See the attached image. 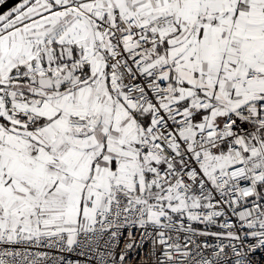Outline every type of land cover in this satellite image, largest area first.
<instances>
[{
  "label": "snow or ice",
  "instance_id": "1",
  "mask_svg": "<svg viewBox=\"0 0 264 264\" xmlns=\"http://www.w3.org/2000/svg\"><path fill=\"white\" fill-rule=\"evenodd\" d=\"M0 264H264V0H0Z\"/></svg>",
  "mask_w": 264,
  "mask_h": 264
}]
</instances>
